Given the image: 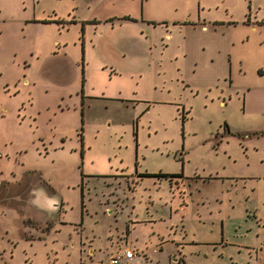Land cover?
Here are the masks:
<instances>
[{
  "label": "rangeland",
  "instance_id": "374dc122",
  "mask_svg": "<svg viewBox=\"0 0 264 264\" xmlns=\"http://www.w3.org/2000/svg\"><path fill=\"white\" fill-rule=\"evenodd\" d=\"M203 1L0 0V264H109L132 226L131 264H264V0Z\"/></svg>",
  "mask_w": 264,
  "mask_h": 264
},
{
  "label": "crops",
  "instance_id": "0c3cea01",
  "mask_svg": "<svg viewBox=\"0 0 264 264\" xmlns=\"http://www.w3.org/2000/svg\"><path fill=\"white\" fill-rule=\"evenodd\" d=\"M141 1H143V4L144 3H147V2H150L151 0H141ZM154 1V0H153ZM179 4H181L180 3V1L178 2ZM156 6H157V4H155ZM213 5H218L216 8H218V7H221L222 9L223 8H225L226 7V3H225V1L224 0H216L215 2H214V4ZM210 7H214V6H210ZM215 8V7H214ZM195 10H196V12L198 13V11H199V13L201 14V15H204V12H208L209 10H210V8L208 7V4H206V1H203V0H196V6H195ZM131 17V18H134L135 20L134 21H132V20H129V19H123L122 17ZM247 16V19H249L248 18V15H246ZM109 18H113V20L112 21H110L109 23L110 24H108V25H110L111 27H110V29H112V27L113 26H115V25H119L117 28H121V27H123V26H127L128 25V23L127 22H136V20H139V22H146V23H148V24H152V25H163V28H164V33H165V36L167 35V37H171V34L170 33H168L167 31H168V29H170L172 26H175V25H177V29L178 28H180V24H179V22H177V21H174V20H170V19H168V18H164V17H162V18H152V17H148V16H144V15H141L140 17H132V16H130V15H122V16H118V20L117 19H115L114 17H109ZM115 19V20H114ZM95 20V19H94ZM97 21V23H99V21L98 20H96ZM106 21V20H105ZM40 22H42V21H40ZM152 22H154V23H156V24H153ZM203 22H205V21H203ZM75 23H78V21H76ZM185 23L186 22H182L181 24L182 25H185ZM189 23V22H188ZM122 24V25H121ZM179 24V25H178ZM79 25L81 26V22H79ZM203 28H205L206 27V24L204 23L203 25ZM174 28V27H173ZM83 34H84V32H83ZM82 67H83V63H82ZM172 173H174V172H172ZM182 176H183V174H182ZM45 200H47V201H51V199H49V198H45ZM52 200H53V198H52ZM55 204V202H53L52 203V205H50L51 207H53V205ZM135 219V220H134ZM134 219H132L133 221H132V223H133V225H135L137 222H139L137 219H136V217L134 218ZM140 222H144V220H140ZM133 228H135L134 226H132V230L129 232V234H128V237H127V240H126V242H125V246L123 247V248H125V249H129V250H131V251H133V253H134V256L131 258V259H125V258H123V257H121V259H120V261H119V263L118 264H131L130 263V261H132L133 260V258L134 257H137L138 256V254H140V255H142L141 254V250H144V252L146 253V250L145 249H142L140 246H135V245H137L136 243H135V240L136 239H133V236H132V231H133ZM151 234H155V231L154 230H151ZM159 234H157V236H158ZM161 236H163V235H161ZM160 236V237H161ZM160 237H159V239H160ZM133 239V240H132ZM133 247H132V246ZM124 249V250H125ZM124 250H120V252H118L119 254H117V253H112V257H114V256H116V255H119V256H121L122 255V253H123V251ZM146 255H147V253H146ZM137 260H139V259H137ZM135 264H137V262H135Z\"/></svg>",
  "mask_w": 264,
  "mask_h": 264
},
{
  "label": "trees",
  "instance_id": "16d2710c",
  "mask_svg": "<svg viewBox=\"0 0 264 264\" xmlns=\"http://www.w3.org/2000/svg\"><path fill=\"white\" fill-rule=\"evenodd\" d=\"M123 19H129V20H132L134 21L135 19L134 18H131V17H122ZM106 21H111V18L110 19H107ZM42 22H49V21H45L43 20ZM57 22V20H56ZM59 22H61L62 24L64 23H75L76 20H68V21H64V20H60ZM81 22V26H80V29H81V33H82V36H81V52H82V55H81V60H83V31H84V24L85 23H97L96 20H85V21H80ZM153 24H156L154 22H152ZM83 80V78H82ZM80 93H81V97H82V85H81V88H80ZM82 100V98H81ZM82 173V172H81ZM137 176L139 177H157V178H181L182 177V173L179 172V173H147V172H144V173H137L136 174ZM82 184V183H81ZM79 185L80 186V206L82 207L83 206V191H82V185ZM120 261V260H119Z\"/></svg>",
  "mask_w": 264,
  "mask_h": 264
},
{
  "label": "built area",
  "instance_id": "2783aa9c",
  "mask_svg": "<svg viewBox=\"0 0 264 264\" xmlns=\"http://www.w3.org/2000/svg\"><path fill=\"white\" fill-rule=\"evenodd\" d=\"M133 256H134L133 251L129 249H125L121 256L119 255H116L114 257L111 256V258L109 259V264H118L121 257L125 259H131Z\"/></svg>",
  "mask_w": 264,
  "mask_h": 264
},
{
  "label": "flooded vegetation",
  "instance_id": "af4514ba",
  "mask_svg": "<svg viewBox=\"0 0 264 264\" xmlns=\"http://www.w3.org/2000/svg\"><path fill=\"white\" fill-rule=\"evenodd\" d=\"M139 177V176H138ZM141 178V177H140Z\"/></svg>",
  "mask_w": 264,
  "mask_h": 264
}]
</instances>
